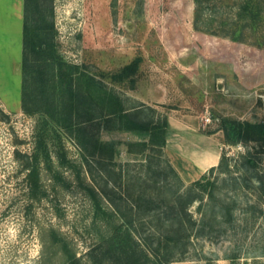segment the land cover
<instances>
[{
    "label": "rangeland",
    "instance_id": "1",
    "mask_svg": "<svg viewBox=\"0 0 264 264\" xmlns=\"http://www.w3.org/2000/svg\"><path fill=\"white\" fill-rule=\"evenodd\" d=\"M240 2L205 0L200 29L196 0L48 4L51 37L69 74L65 83L56 80L57 102L63 104L60 92L70 88L83 94L74 122L87 121L91 109L101 114L106 105L99 96L154 108L170 124L165 158L187 186L218 166L224 154L243 160L252 153L264 182V147L230 145L222 129L226 120L264 123V0L256 1V29L237 19ZM0 37V264H68L75 257L92 264L88 254L111 242L119 217L96 183L106 180L99 167L93 174L88 170L86 155L97 162V153L82 146V137L114 141L118 170L142 158L128 144L149 135L100 129L101 119L86 122L79 135L60 115L24 111L23 68H16L22 42L15 34ZM139 57L138 72L120 80V71ZM212 153L218 162L205 168ZM134 165L129 169L137 170ZM209 178L219 187L218 218L210 220L212 227L195 229L185 259L172 264H264V183L248 180L234 190L218 170ZM225 202L232 204L230 214L222 210ZM191 209L200 219L199 203Z\"/></svg>",
    "mask_w": 264,
    "mask_h": 264
},
{
    "label": "trees",
    "instance_id": "2",
    "mask_svg": "<svg viewBox=\"0 0 264 264\" xmlns=\"http://www.w3.org/2000/svg\"><path fill=\"white\" fill-rule=\"evenodd\" d=\"M35 1L38 0L26 5L22 60L24 111L30 114L42 112L56 118L60 115L64 120H71V124H65L66 127H76L79 135L85 132L86 122L97 123L98 119L103 120L99 124L100 129L149 135L148 140L128 144L129 151L142 158L135 163L121 164L118 170L115 168L117 145L114 141H87L85 136L82 137V146L87 150V145H91L93 153H97L94 155L97 162L86 155L88 170L93 174L95 167H99L100 177L106 180L103 184L96 183L119 217V222L113 226L111 242L95 247L88 258L92 264H172L184 260L191 233L195 229L201 232L208 226L212 227L210 220L218 218L216 192L219 187L209 175L217 170L224 173L234 190L248 186V180L263 187V178L256 173L258 161L252 153L242 155L243 160L224 154L218 166L210 168L200 180L187 186L165 158L170 124L167 117H157L154 108L144 103L126 106L115 95L99 96L102 100L99 104L106 105L101 114L97 115L91 109L87 121L74 122L73 116L80 114L83 94L70 88L60 92L64 97L63 104L57 102L56 80L65 83L69 74L55 50L51 37L54 25L47 22L46 16L48 7ZM256 1L241 0L236 13L238 20L248 21L254 29L261 20V9ZM204 3L205 0H196V29L201 27ZM141 63V57L135 59L120 71L118 78L124 80L137 73ZM222 129L230 145L254 142L264 147V123L226 120ZM133 165L138 169H129ZM237 172L240 174L235 175ZM248 173L250 177L245 176ZM117 193L118 197L115 196ZM197 203L200 219L194 217L191 209ZM231 205L230 202L222 203V210L230 214ZM68 264L82 262L75 257Z\"/></svg>",
    "mask_w": 264,
    "mask_h": 264
},
{
    "label": "crops",
    "instance_id": "3",
    "mask_svg": "<svg viewBox=\"0 0 264 264\" xmlns=\"http://www.w3.org/2000/svg\"><path fill=\"white\" fill-rule=\"evenodd\" d=\"M34 0H0V36L5 34H15L22 42V58L21 63L16 65L17 69L22 71V60L24 52V27L26 18V5ZM44 3V7L47 8V4H54L57 0H38ZM37 1V2H38ZM36 1L34 3H37ZM51 5V6H52ZM2 37H0L1 40ZM204 163V162H203ZM217 163L205 165V168L211 167Z\"/></svg>",
    "mask_w": 264,
    "mask_h": 264
},
{
    "label": "bare ground",
    "instance_id": "4",
    "mask_svg": "<svg viewBox=\"0 0 264 264\" xmlns=\"http://www.w3.org/2000/svg\"><path fill=\"white\" fill-rule=\"evenodd\" d=\"M216 162H218V156L214 155L213 153L209 154L205 158V165L213 164V163H216Z\"/></svg>",
    "mask_w": 264,
    "mask_h": 264
}]
</instances>
